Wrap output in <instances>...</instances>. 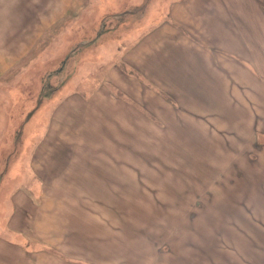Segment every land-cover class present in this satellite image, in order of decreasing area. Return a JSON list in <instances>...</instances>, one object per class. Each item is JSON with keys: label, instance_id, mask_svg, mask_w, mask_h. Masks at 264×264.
Returning a JSON list of instances; mask_svg holds the SVG:
<instances>
[{"label": "rangeland", "instance_id": "1", "mask_svg": "<svg viewBox=\"0 0 264 264\" xmlns=\"http://www.w3.org/2000/svg\"><path fill=\"white\" fill-rule=\"evenodd\" d=\"M176 1L0 0V264H264V0L222 1L254 64L198 60L202 119L158 79Z\"/></svg>", "mask_w": 264, "mask_h": 264}, {"label": "crops", "instance_id": "2", "mask_svg": "<svg viewBox=\"0 0 264 264\" xmlns=\"http://www.w3.org/2000/svg\"><path fill=\"white\" fill-rule=\"evenodd\" d=\"M222 1L224 0H179L176 1L170 9L171 16L177 23L175 27H182L184 29L182 33L175 28V32H173L172 35L178 41V47L187 51L183 56L176 59L164 57L163 59L165 62L171 63L172 69L168 74H163L158 77L159 81L164 84L165 90L168 91L167 93L175 96L182 106L183 103L186 106L184 110L173 106V113H178V111H180L190 117L197 116L199 119H202L204 115L212 116L214 111L219 109L218 106L215 105V100L212 99L217 95L216 91L209 85L202 83L200 73L194 70V67L199 66V59H202L206 65L210 66L212 74L221 81H225L226 78L214 69L219 68L225 71V68L223 63L219 60L220 53L217 52H222L221 57H224L226 54L232 60L240 64H243L240 61L244 59L254 64L252 61L253 53L251 52V46H248L247 38L232 26L233 22L231 20L227 19L230 14ZM228 24L231 25L227 27ZM220 25L226 26L227 28L219 30L221 28ZM158 31L159 30H155L152 33L146 34L144 40H156L159 34ZM194 45L208 51L210 56H207L206 60H204L196 53ZM203 45L213 50V52L204 48ZM215 52L218 56H215ZM139 65L143 68L140 63ZM213 81H216V79L210 80L211 83H213ZM233 97L235 96L227 92L228 103H232L230 98ZM188 98L195 99V103H191ZM204 105H207L208 109L205 110L203 108ZM187 120L188 119H184L182 122L188 125ZM196 126V128L189 127L193 130L202 132V130L199 129L201 125L197 124ZM205 134L207 136L210 135L209 132ZM231 143L229 145H231ZM184 145L186 146L187 144ZM250 145L251 144H247L246 147L244 145V147L237 146L238 152L244 155V158L232 157V159L246 162L248 165L247 171L249 175H252L254 173L252 168H255V166L252 165L254 163L253 161L258 160L247 156L248 152L251 151ZM235 150L236 149H234V151Z\"/></svg>", "mask_w": 264, "mask_h": 264}, {"label": "trees", "instance_id": "3", "mask_svg": "<svg viewBox=\"0 0 264 264\" xmlns=\"http://www.w3.org/2000/svg\"><path fill=\"white\" fill-rule=\"evenodd\" d=\"M99 35H100V33H98V36ZM88 41H82L79 43V45L85 44L87 46L88 44L93 43L95 41V38L89 42ZM76 52L77 51L75 50V48L72 49L69 52V54L67 55V57H70L71 55L75 54ZM47 78L50 79L51 78L50 75ZM52 89H55V88H52ZM164 96H165L166 101H168V102L172 101L170 94H168L167 92L164 93ZM137 154H138V158L136 160H133V162L131 164H127L129 167H132L134 171L141 173V168H144V167H148L149 169H155L156 168V162H158V160L154 159V161H152L151 163L146 164L145 162H147V158L142 153H137ZM126 158L133 159V158H129V156H126ZM125 161H126V159H125ZM157 167L160 168V166H158V165H157Z\"/></svg>", "mask_w": 264, "mask_h": 264}]
</instances>
